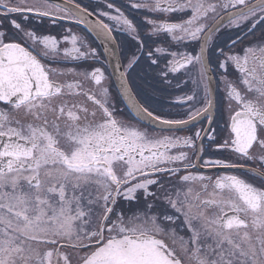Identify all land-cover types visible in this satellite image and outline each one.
<instances>
[{
  "label": "snow or ice",
  "instance_id": "obj_1",
  "mask_svg": "<svg viewBox=\"0 0 264 264\" xmlns=\"http://www.w3.org/2000/svg\"><path fill=\"white\" fill-rule=\"evenodd\" d=\"M0 264H264V0H0Z\"/></svg>",
  "mask_w": 264,
  "mask_h": 264
},
{
  "label": "flooded vegetation",
  "instance_id": "obj_2",
  "mask_svg": "<svg viewBox=\"0 0 264 264\" xmlns=\"http://www.w3.org/2000/svg\"><path fill=\"white\" fill-rule=\"evenodd\" d=\"M85 3L88 2V0H84ZM93 2H95V0H93ZM157 100L160 99V97H156ZM121 107H123V105H121ZM165 108L167 109V104L165 103ZM181 109H172L173 112H176V111H180Z\"/></svg>",
  "mask_w": 264,
  "mask_h": 264
}]
</instances>
